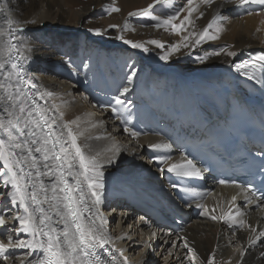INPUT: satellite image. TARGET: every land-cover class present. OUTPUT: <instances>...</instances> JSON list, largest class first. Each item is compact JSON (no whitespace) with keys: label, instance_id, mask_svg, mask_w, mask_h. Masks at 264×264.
Here are the masks:
<instances>
[{"label":"bare ground","instance_id":"bare-ground-1","mask_svg":"<svg viewBox=\"0 0 264 264\" xmlns=\"http://www.w3.org/2000/svg\"><path fill=\"white\" fill-rule=\"evenodd\" d=\"M7 3L11 9L8 15L23 26V35L34 49L31 60L26 62L27 71L34 75L41 93L53 94L48 101L59 105V111L64 113L62 122L78 134L77 142L85 154H99L98 159L103 161L111 155L109 149L119 148V162L106 172L107 197L97 206L104 216L105 230L113 237L108 255L115 253L119 258L118 250L123 249L128 264H160L159 261L179 264L180 260L188 264L187 257L191 253L184 248L186 241L197 253L196 264L201 261L206 264L210 255L214 264H261L258 257L264 239L240 256L239 250L248 247L249 232L239 226L234 212L238 206L246 223L260 231L264 229V205L257 207L252 201L244 206V193L239 188L221 187L215 188L214 195L196 193V198L190 202L191 208L178 207L173 190L165 184V177L174 175L162 173L159 168L166 169L169 164L180 162L181 157L172 147L171 150L163 147L154 150L151 146L168 143L160 134L161 124L200 110L206 116L221 113L219 96L226 92L241 90L255 94L253 87L230 69L229 62L242 58L244 51L264 50V10L255 4L238 7L214 0L211 6H202L204 16L196 20V27L202 30L213 16H223L219 38L202 42L195 48H181L169 61H161L159 55L163 54V49L148 45L151 51L143 53L116 39L123 35L144 43L159 40L166 48L183 42V36L189 32L178 35L171 29L152 27L154 22L149 18L129 16L130 12L147 8L153 0H7ZM181 3L183 0H160L152 11L163 17ZM112 8L120 11L112 12ZM245 8L252 15H248ZM25 20L36 23H23ZM125 24L128 31H121ZM110 25L120 27L110 28ZM89 28H100L107 34L98 36L89 32ZM219 49H223L219 56L197 62V56ZM227 51H235L238 56L228 57ZM69 59L72 66L67 63ZM86 59L90 60L88 70L82 68ZM125 61L135 62L141 69L140 79L129 94L133 106L127 125L121 124L109 106L121 83ZM146 122L150 123L149 128L144 126ZM125 127L128 132L123 130ZM133 130L138 134L132 135ZM154 156L169 159L158 165L152 161ZM233 196L237 198L235 202ZM134 203H146L165 216L171 213L183 219L180 231L157 226L147 215L134 210ZM197 204L202 207L197 208ZM10 207L0 198V209ZM110 207L114 213L108 216ZM205 209L207 215L198 214ZM230 211L233 213L231 228L223 220L210 218ZM141 216L147 223L140 220ZM167 232L172 235H164ZM171 242H177L179 247L170 249ZM16 255L22 256L23 250H17Z\"/></svg>","mask_w":264,"mask_h":264},{"label":"snow or ice","instance_id":"snow-or-ice-1","mask_svg":"<svg viewBox=\"0 0 264 264\" xmlns=\"http://www.w3.org/2000/svg\"><path fill=\"white\" fill-rule=\"evenodd\" d=\"M223 2L238 7L255 4L264 10V0ZM213 3L214 0H183L178 7L173 6L168 14L161 17L152 11L160 4V0H153L147 8L129 13L130 17L151 19L154 22L152 27L155 28L171 29L178 35L189 32L183 36L182 43L173 44L169 48L159 40L144 43L126 39L123 35H118L116 39L143 53H149L151 49L148 45H154L156 49L164 50L159 60L169 61L181 48H195L202 42L219 38L223 30V16H213L202 30L196 27V20L204 16L202 6L206 8ZM10 11L7 0H0V188L4 189L0 191V198L11 206L0 209V237H3L0 238V264H128L123 249L118 250L119 258L115 253L108 255L113 237L105 230L104 216L97 207L107 197L106 172L119 162V148L109 149L111 155L103 161L98 159L99 154H85L77 142L78 134L62 122L64 113L59 111V105L48 101L47 98L53 94L41 93L34 82V75L27 71L26 62L31 60L34 49L31 41L23 35V26L8 15ZM111 11L118 12L120 9L112 8ZM245 12L252 15L247 8ZM23 23L35 24L36 21L25 20ZM88 31L98 36L107 34L100 28H89ZM121 31H128V25L125 24ZM222 51L219 49L197 56L196 60L203 63L210 56H219ZM225 54L232 58L238 56L235 51H227ZM67 63L69 66L73 64L71 59ZM229 67L238 76L264 89V52L247 59L232 60ZM82 68L88 70L90 60H84ZM121 70L122 80L109 106L121 124L127 125L133 106L129 94L134 91L135 83L140 79L141 69L135 62L125 61ZM42 100L43 104L40 102ZM121 109L124 111L121 112ZM123 130L129 131L127 127ZM137 134L132 131V135ZM162 147L171 150L172 145L165 143L163 146H151L154 150ZM250 155L260 161L259 174L264 176V144ZM167 159V156H154L152 161L159 165ZM159 171L174 175L176 179L170 180L169 187L177 194L183 192L187 195L193 193L194 189L183 186L180 181L203 179L209 169L203 167L202 162H198L191 153H186L180 162L171 163L166 169L161 167ZM218 183L234 184L244 193L245 204H251L253 199L257 201V207L264 204V192L258 194L251 182L241 184L235 180L221 179ZM179 199L185 207H192L185 196ZM236 199L232 197L233 202ZM196 207L202 206L197 204ZM198 214L207 215V210ZM234 215L239 218V226L249 232L248 247L239 250L243 257L264 239V229L257 231L247 224L238 206L235 207ZM210 218L223 220L230 228L233 226L230 223L233 218L231 211ZM140 220L147 223L143 216ZM164 235L170 237L172 233ZM260 246L262 250L258 259L264 264V244ZM178 247L177 242L170 243V249ZM184 248L191 253L187 257L188 264H196L198 257L195 249L186 241ZM17 250H23V255L17 256ZM169 256H172L171 250ZM179 264H183V260ZM200 264L205 262L201 261ZM206 264H214L213 256L207 258Z\"/></svg>","mask_w":264,"mask_h":264},{"label":"rangeland","instance_id":"rangeland-1","mask_svg":"<svg viewBox=\"0 0 264 264\" xmlns=\"http://www.w3.org/2000/svg\"><path fill=\"white\" fill-rule=\"evenodd\" d=\"M259 50H262V49H259ZM241 56V55H240ZM41 75V70L40 69H38V75ZM47 75V74H46ZM55 76V75H54ZM57 78V77H56ZM72 82V81H71ZM69 84H71V85H74L73 83H70V82H68ZM84 96H85V93L83 94ZM86 97H87V100H89V97H88V95H86ZM163 186V185H162ZM110 210V211H109ZM107 213H108V216H111V214L112 213H114L113 211H111V207L108 209V211H107ZM113 215V214H112ZM162 259V258H161ZM161 262L162 261H159V263L161 264Z\"/></svg>","mask_w":264,"mask_h":264}]
</instances>
